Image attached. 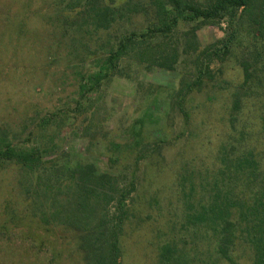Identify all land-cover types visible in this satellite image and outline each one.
<instances>
[{
    "label": "rangeland",
    "instance_id": "rangeland-1",
    "mask_svg": "<svg viewBox=\"0 0 264 264\" xmlns=\"http://www.w3.org/2000/svg\"><path fill=\"white\" fill-rule=\"evenodd\" d=\"M88 1L0 0V148H38L57 170L91 162L115 174L128 192L120 264H253L241 237L235 263L218 257L213 207L227 194V213L240 220L241 209L264 203V84L232 110L243 79L236 57L257 37L253 25L244 15L240 44L223 56L219 41L236 26L227 16H178L161 30L177 14L171 0H97L113 5L104 29L90 22ZM174 52L172 69L154 63ZM244 154L252 167L228 173L226 157L233 166ZM41 171L34 181L0 159V264H84L77 231L58 220L71 183L55 187Z\"/></svg>",
    "mask_w": 264,
    "mask_h": 264
},
{
    "label": "trees",
    "instance_id": "trees-1",
    "mask_svg": "<svg viewBox=\"0 0 264 264\" xmlns=\"http://www.w3.org/2000/svg\"><path fill=\"white\" fill-rule=\"evenodd\" d=\"M88 2V4H92L91 9H86V11L90 10L92 12V15L88 14L90 22L96 28H108L113 20L112 3H95L97 0H89ZM171 2L175 5L173 9L176 8L177 14L172 17V20L169 21L170 23H160L161 30H170L176 25L179 19L178 16H185V18L190 20L195 18L211 20L227 16V22L231 26L234 24L232 22L235 21L236 26L233 28L230 38L219 41L223 43L225 48L223 56L230 52V47L234 43L240 44L236 40L240 22H243L244 15L247 17L245 21L253 25V30L257 32V37L251 43L240 45L239 54L236 57L242 69L243 79L234 93L235 98L232 102V110L240 109L242 100L246 98V95L256 94L255 84L257 83L259 86L264 84V0H209L205 6L182 0H171ZM239 9L242 10L237 16ZM170 12L173 13V10L171 9ZM184 13L187 15H183ZM166 15V10H164L163 17L166 18ZM192 36L194 37L195 35ZM186 46L187 48L195 49L191 43L186 44ZM125 48L126 44L124 42L119 44L117 49L109 54L107 58L109 63L113 64L120 54L124 52ZM177 55L176 52L163 53L154 63L165 69H172L177 60ZM109 66L110 64L107 65V67ZM105 74L106 72L101 73V71L92 73V78H95L93 87L100 82ZM42 154L38 148L21 150L9 144H6L3 149L0 148V159L18 164L20 169H23L29 175V179H34V181L41 179L39 173L41 169H45L41 171L44 174L45 181H54L55 187L65 185L66 181H70L71 184H68V192L65 195L67 198L63 199V203L60 206L63 210V216L59 217L58 220L60 223L77 231L78 248L83 254L84 264H120L122 257L120 246L121 224L126 213L121 205L128 194L126 188L119 187V180L115 174L98 172L94 163L79 162L73 167L63 164L60 167L62 170H57L58 167L54 166V162L43 160ZM225 160L227 162L225 167L228 173L241 171L244 168V164H246L247 168H250L254 163V158L247 154L235 158L233 166L230 165L229 158L226 157ZM49 163L52 169L50 167L49 169L47 168ZM129 184L132 190L135 189L133 180ZM231 186L234 185L231 183ZM33 191L36 192V187H33ZM217 197H219L218 194ZM229 198L226 194L217 198L221 201V203H217L220 205H213L218 213L216 217L221 221L218 224V242L216 247L218 257L235 263L236 260L232 255V251L236 239L241 237L250 243L256 252L253 264H264L263 201L259 205H250L247 210L241 209L239 214L241 216L247 215L241 217L240 220H232L227 213ZM234 200L235 198L232 199V201ZM235 202L240 204L239 199H236ZM111 203L114 205L112 211L108 210ZM249 215H251L250 218ZM235 221L243 227L236 228ZM237 229L239 231L238 234L236 233Z\"/></svg>",
    "mask_w": 264,
    "mask_h": 264
}]
</instances>
